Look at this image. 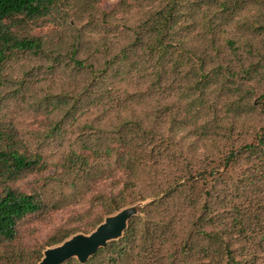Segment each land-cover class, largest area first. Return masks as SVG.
Masks as SVG:
<instances>
[{
  "label": "trees",
  "instance_id": "16d2710c",
  "mask_svg": "<svg viewBox=\"0 0 264 264\" xmlns=\"http://www.w3.org/2000/svg\"><path fill=\"white\" fill-rule=\"evenodd\" d=\"M146 200L85 264H264V0H0V264Z\"/></svg>",
  "mask_w": 264,
  "mask_h": 264
},
{
  "label": "water",
  "instance_id": "95a60500",
  "mask_svg": "<svg viewBox=\"0 0 264 264\" xmlns=\"http://www.w3.org/2000/svg\"><path fill=\"white\" fill-rule=\"evenodd\" d=\"M148 202L149 200L139 202L106 217L89 235L77 234L58 246L46 249L39 264H63L71 259L85 264L99 249L104 248L111 241L120 239L128 221L137 216Z\"/></svg>",
  "mask_w": 264,
  "mask_h": 264
},
{
  "label": "rangeland",
  "instance_id": "374dc122",
  "mask_svg": "<svg viewBox=\"0 0 264 264\" xmlns=\"http://www.w3.org/2000/svg\"><path fill=\"white\" fill-rule=\"evenodd\" d=\"M114 3H115V1L106 2V3L103 4V8L106 9V10H109ZM131 206H127L126 208L131 207ZM68 217H69V215L67 213H65V212L56 213L53 216V218H52L51 224L41 228L39 234L36 235V239L39 240V241H43L45 239V237L54 228L62 225L67 220Z\"/></svg>",
  "mask_w": 264,
  "mask_h": 264
}]
</instances>
